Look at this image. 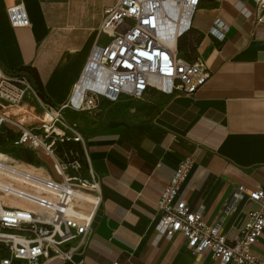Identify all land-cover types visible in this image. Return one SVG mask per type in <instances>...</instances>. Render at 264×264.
I'll list each match as a JSON object with an SVG mask.
<instances>
[{
    "label": "crops",
    "instance_id": "obj_1",
    "mask_svg": "<svg viewBox=\"0 0 264 264\" xmlns=\"http://www.w3.org/2000/svg\"><path fill=\"white\" fill-rule=\"evenodd\" d=\"M116 1L0 0V68H31L47 102L63 104L92 46L107 42L99 29ZM16 2L26 10V27L8 20L6 8ZM253 9L250 0H200L176 47L183 59L203 62L206 83L189 95L149 89L125 117L101 119L86 134L79 127L101 200L84 253L41 264H219L208 250L193 254L180 233L158 235L156 202L174 168L190 157L179 197L206 224L232 240L257 209L245 194L235 197L240 186L264 185V21L255 22ZM216 19L220 33L210 31ZM185 43L189 57L179 51ZM103 101L96 99V111ZM251 251L264 261V230Z\"/></svg>",
    "mask_w": 264,
    "mask_h": 264
},
{
    "label": "built area",
    "instance_id": "obj_2",
    "mask_svg": "<svg viewBox=\"0 0 264 264\" xmlns=\"http://www.w3.org/2000/svg\"><path fill=\"white\" fill-rule=\"evenodd\" d=\"M250 1L255 22H263L264 0ZM199 3L117 0L105 8L99 32L108 40L92 46L69 97L59 106L42 98L23 72L0 68V138L7 135L13 145L39 153L43 170L30 171L26 163L0 151V264L71 261L84 253L101 192L89 173L85 138L64 112L94 110L97 98L141 99L149 89L195 93L210 72L201 60L180 57L176 43L190 30ZM6 13L11 26L29 25L21 2L7 6ZM221 28L216 19L210 31L220 33ZM191 166L190 157L182 160L160 191L157 234L180 233L193 254L208 250L219 264H264L251 251L264 230V185L236 189L235 197L245 194L257 209L248 211L238 235L228 240L217 225L203 221L200 210L179 197Z\"/></svg>",
    "mask_w": 264,
    "mask_h": 264
},
{
    "label": "rangeland",
    "instance_id": "obj_3",
    "mask_svg": "<svg viewBox=\"0 0 264 264\" xmlns=\"http://www.w3.org/2000/svg\"><path fill=\"white\" fill-rule=\"evenodd\" d=\"M180 47L182 49L180 50L179 48L180 53L184 54L185 56L187 55L188 57L192 55V51L188 43H185L183 45L180 44ZM138 101H140V99L132 98L129 96H127L125 101L120 102H109L105 100L100 106L101 111H96L95 109L85 111L70 110L66 111L64 117L67 121H75L80 129L86 134L87 132H90L95 127V124L97 122H100L101 119L125 117L128 107L137 103ZM6 134L9 133L6 132ZM0 151L5 152L8 155L26 163L27 165H23L26 169L38 173H43V170L39 168L41 164L40 159H42L41 155L37 152L29 151L13 145L10 142V137L7 135H4L2 138H0ZM22 151L28 152V156H26L27 159L20 156V153ZM33 167H36L37 169Z\"/></svg>",
    "mask_w": 264,
    "mask_h": 264
},
{
    "label": "trees",
    "instance_id": "obj_4",
    "mask_svg": "<svg viewBox=\"0 0 264 264\" xmlns=\"http://www.w3.org/2000/svg\"><path fill=\"white\" fill-rule=\"evenodd\" d=\"M18 71H21L24 74H26V76L28 77L29 81L32 82V84L35 86V88L37 89V91L40 94V96L47 101V99H46V97L44 95V92H43L42 85L40 83V80H39L37 74L31 68H27V67L21 68ZM20 156H22L25 159H27L26 156H28V152L22 151L20 153Z\"/></svg>",
    "mask_w": 264,
    "mask_h": 264
},
{
    "label": "bare ground",
    "instance_id": "obj_5",
    "mask_svg": "<svg viewBox=\"0 0 264 264\" xmlns=\"http://www.w3.org/2000/svg\"><path fill=\"white\" fill-rule=\"evenodd\" d=\"M33 168H35V167H33Z\"/></svg>",
    "mask_w": 264,
    "mask_h": 264
}]
</instances>
